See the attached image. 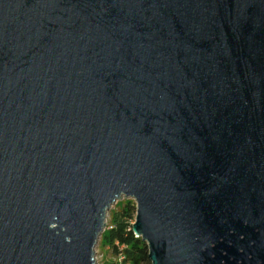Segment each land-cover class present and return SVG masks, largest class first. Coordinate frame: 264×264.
Instances as JSON below:
<instances>
[{"label":"water","instance_id":"obj_1","mask_svg":"<svg viewBox=\"0 0 264 264\" xmlns=\"http://www.w3.org/2000/svg\"><path fill=\"white\" fill-rule=\"evenodd\" d=\"M122 196L151 264H264V0H0V264Z\"/></svg>","mask_w":264,"mask_h":264},{"label":"trees","instance_id":"obj_2","mask_svg":"<svg viewBox=\"0 0 264 264\" xmlns=\"http://www.w3.org/2000/svg\"><path fill=\"white\" fill-rule=\"evenodd\" d=\"M135 215L136 206L131 201H126L111 213L103 243L111 249L114 257L123 258L121 264H151L146 243L132 232Z\"/></svg>","mask_w":264,"mask_h":264},{"label":"rangeland","instance_id":"obj_3","mask_svg":"<svg viewBox=\"0 0 264 264\" xmlns=\"http://www.w3.org/2000/svg\"><path fill=\"white\" fill-rule=\"evenodd\" d=\"M126 201L134 202L131 199H126L123 196L120 197L105 213L104 229L97 240V244L94 248V261L95 264H117V258L113 256L111 249L103 243V236L106 233L109 223L110 214L118 210Z\"/></svg>","mask_w":264,"mask_h":264},{"label":"built area","instance_id":"obj_4","mask_svg":"<svg viewBox=\"0 0 264 264\" xmlns=\"http://www.w3.org/2000/svg\"><path fill=\"white\" fill-rule=\"evenodd\" d=\"M122 259H123L122 257H119V258L117 259V261H118L117 264H121Z\"/></svg>","mask_w":264,"mask_h":264}]
</instances>
